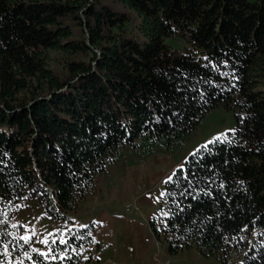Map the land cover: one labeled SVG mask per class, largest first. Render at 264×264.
I'll list each match as a JSON object with an SVG mask.
<instances>
[{
    "label": "trees",
    "instance_id": "1",
    "mask_svg": "<svg viewBox=\"0 0 264 264\" xmlns=\"http://www.w3.org/2000/svg\"><path fill=\"white\" fill-rule=\"evenodd\" d=\"M218 106L234 133L187 157L149 225L172 254L264 264V0H0V264H91L95 224L69 214L98 177L179 151ZM33 203L47 245L15 224Z\"/></svg>",
    "mask_w": 264,
    "mask_h": 264
},
{
    "label": "rangeland",
    "instance_id": "2",
    "mask_svg": "<svg viewBox=\"0 0 264 264\" xmlns=\"http://www.w3.org/2000/svg\"><path fill=\"white\" fill-rule=\"evenodd\" d=\"M168 41L174 45L172 40ZM235 128L233 111L218 106L206 113L196 134L179 151L158 150L141 161L136 153L128 150L122 161L98 177L95 190L80 203L76 212L69 214L81 225L95 224L91 264H101L106 259L127 264H169L170 261L223 264L218 257L203 255L195 244L172 254L164 237L153 234L149 222L159 208L160 193L165 191L168 177L201 145ZM31 206L29 215L16 219L15 224L24 223L37 239L53 235L59 224L41 217L35 203ZM39 248L45 250L42 246Z\"/></svg>",
    "mask_w": 264,
    "mask_h": 264
},
{
    "label": "snow or ice",
    "instance_id": "3",
    "mask_svg": "<svg viewBox=\"0 0 264 264\" xmlns=\"http://www.w3.org/2000/svg\"><path fill=\"white\" fill-rule=\"evenodd\" d=\"M229 131H231V132L234 133L235 130H234V129H230ZM221 136H224L225 139H227V137L225 136V134L222 133ZM221 136H217V137H215L214 140H212V141H208V143L210 144V143H213V142H215V141H219V140L221 139ZM202 147H205V148H206V147H207V144H206V145H203ZM181 167H182V166H181ZM171 179H172V177L169 176V177H168V181H171ZM166 182H167V181H166ZM164 195H165L164 192H161V193H160V196H161V197H163ZM163 215L167 216L168 213H167V212H164ZM12 227L15 228L16 225L13 224ZM21 239L24 240L25 243H28L30 237L26 235V236H22ZM54 242H55V241H53V243H54ZM41 243L47 245V244L49 243V241H48L47 239H44V240L41 241ZM60 243H66V241L63 240V239H61V240H60ZM32 251H33V252H37V253H38L41 257H43L45 260H48V259L55 260V259H57V257H56L55 255H51V253H52V251H53L52 249H48L47 251H40V250L37 249V248H33ZM10 255H11V253L9 252L7 245H5V246H4V256H5V257H8V256H10ZM25 255L27 256L28 253L26 252ZM61 258H64V257H61ZM85 259H87V257H85Z\"/></svg>",
    "mask_w": 264,
    "mask_h": 264
},
{
    "label": "built area",
    "instance_id": "4",
    "mask_svg": "<svg viewBox=\"0 0 264 264\" xmlns=\"http://www.w3.org/2000/svg\"><path fill=\"white\" fill-rule=\"evenodd\" d=\"M129 250L132 251V248H129ZM101 264H127V263H120L117 261H113L112 259H106ZM130 264H135V263H130Z\"/></svg>",
    "mask_w": 264,
    "mask_h": 264
},
{
    "label": "water",
    "instance_id": "5",
    "mask_svg": "<svg viewBox=\"0 0 264 264\" xmlns=\"http://www.w3.org/2000/svg\"><path fill=\"white\" fill-rule=\"evenodd\" d=\"M169 264H185V263L179 261H170Z\"/></svg>",
    "mask_w": 264,
    "mask_h": 264
}]
</instances>
